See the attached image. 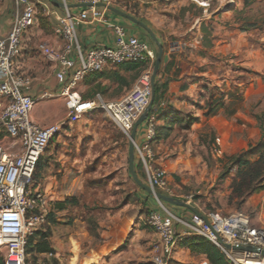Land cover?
<instances>
[{"label": "crops", "instance_id": "crops-1", "mask_svg": "<svg viewBox=\"0 0 264 264\" xmlns=\"http://www.w3.org/2000/svg\"><path fill=\"white\" fill-rule=\"evenodd\" d=\"M33 1L37 4V18L25 34L17 68L20 73L32 78L26 93L38 101L31 117L37 124L46 126L66 118L63 91L68 83L57 79V65L46 58L40 46L49 44L62 48L64 44L51 12H63L66 7L79 12L82 6L75 0ZM189 5L190 0H119L116 6L146 23L162 44L163 55L168 58L162 61L155 78V82L168 85L154 109L157 123H164L163 116L176 111L184 117L190 114L199 117L191 128L175 126L167 139L154 144L155 163L165 169L168 183L186 202L189 199L183 193H190V172L206 166L193 143L203 148V141L211 147L210 141L220 139L227 157L242 152L261 137L258 119L248 105L244 90L235 84L228 83L226 87V45L215 40L208 46L201 39L190 41ZM18 13L15 0H0V37L9 34ZM115 25H121L128 34L148 41L158 55V45L145 28L111 9L103 22L91 21L78 26V39L83 50L87 52L101 45L114 46ZM72 57L76 60L75 53ZM79 65L76 60L72 71ZM141 74V71L113 65L102 72L88 74L75 90L84 99L101 95L106 101H117L133 90ZM45 93L50 96L43 97ZM208 101L222 105L209 113ZM144 130L145 124L142 123L137 129V142L143 140ZM0 142L12 144L7 137H2ZM129 156L130 140L103 110L92 111L66 127L42 155L36 168L35 182L45 192L49 202L48 220L42 229L50 231V244L60 264H85L91 258L97 260L90 264H153L152 256L148 258L154 252L151 242L137 236L126 243L132 222L136 219L132 208L138 212L142 209L147 212L161 209L152 193L135 181ZM134 166L139 179L147 184L145 169L138 158ZM73 197L77 198L75 203L68 204L67 208L58 210L55 207L57 203ZM101 203L109 220L96 223L100 241L90 252L81 254V241L89 234L88 223L69 213ZM163 203L187 224L190 223L194 213L191 209ZM187 224H175L178 243L170 264L209 263L205 255L196 256L183 244L185 238L191 236ZM147 228L140 231L145 232ZM152 232L158 242V235L154 230ZM123 247L126 248L122 250ZM122 251L124 255H121ZM46 255L36 254L38 259ZM108 256L110 260H107Z\"/></svg>", "mask_w": 264, "mask_h": 264}, {"label": "built area", "instance_id": "built-area-1", "mask_svg": "<svg viewBox=\"0 0 264 264\" xmlns=\"http://www.w3.org/2000/svg\"><path fill=\"white\" fill-rule=\"evenodd\" d=\"M19 13L5 37H0V133L12 140L11 145L0 142V254L3 264H30L26 253L28 237L41 229L48 220L49 202L45 192L34 184L37 165L52 142L66 127L78 122L95 110L105 111L132 141L135 123L144 114L152 98V74L157 58L151 44L136 35H130L121 25L114 26V46H95L87 52L78 39L77 28L86 22H103L109 6L116 7L119 0H75L78 4H90L73 12L68 7L63 12H51L58 23L57 32L64 40L62 48L41 44L46 58L57 65L56 77L67 82L63 91L66 98V118L42 126L33 121L31 114L38 99L26 93L32 78L18 71L26 32L35 24L37 4L33 0H15ZM207 8L210 0H193ZM104 4V5H101ZM80 62L72 71L76 60ZM125 62H148L149 67L139 77L136 86L117 101H106L103 96L84 99L76 86L94 72ZM50 96L45 93L43 97ZM143 140L135 144V155L146 172L147 185L154 193L180 199L168 183L165 169L155 163L156 118L148 115ZM219 144V140H217ZM221 151H219L220 153ZM161 209L153 210L147 219L148 225L158 235L154 246L153 264H170L178 243L176 223L187 224L168 209L155 194ZM187 202H194L189 199ZM195 203V202H194ZM196 205V204H195ZM208 220L192 213L190 235L210 239L231 264H264V227L254 225L243 212L224 215L218 211L204 212ZM254 247L249 251L238 247ZM39 264H51L55 257L48 253ZM205 264H209L205 262Z\"/></svg>", "mask_w": 264, "mask_h": 264}, {"label": "rangeland", "instance_id": "rangeland-1", "mask_svg": "<svg viewBox=\"0 0 264 264\" xmlns=\"http://www.w3.org/2000/svg\"><path fill=\"white\" fill-rule=\"evenodd\" d=\"M189 7L190 41L201 39L208 46L215 40L226 45L228 51L226 87L228 83L233 86L239 85L248 97V105H251L252 113L256 118L258 114L264 116V0H254L249 5H246L245 0H210L207 8L190 0ZM217 140L219 144L217 141H210L211 147L203 141L201 142L204 144L203 148L193 143L197 155H202V163L206 166L197 169L194 173L190 172V193H183L184 197L193 200L204 212L218 211L228 215L240 211L246 214L254 225L264 227V190L254 193L241 205L237 202V198L231 197V183L235 178L236 168H232L224 179H220L226 161L221 148L222 142L220 139ZM74 211L71 210L69 214L76 215L81 220L85 219L88 223L89 234L81 241V254H87L100 241L96 223L98 221L106 223L109 220L107 210L101 203ZM132 213L136 219L132 222L126 243L140 236L143 240L151 242L153 250L157 242L153 236V229L147 223L150 213L143 209L138 212L136 208H132ZM146 227L148 228L145 232L140 231ZM125 248L123 247L122 250ZM124 254L125 252L122 251L121 255ZM67 255L70 256L69 251ZM110 256L107 260L111 259ZM151 256L153 257V252L148 258ZM28 260L33 262L31 255H28ZM85 264L90 262L86 261ZM130 264H137V262H130Z\"/></svg>", "mask_w": 264, "mask_h": 264}, {"label": "trees", "instance_id": "trees-1", "mask_svg": "<svg viewBox=\"0 0 264 264\" xmlns=\"http://www.w3.org/2000/svg\"><path fill=\"white\" fill-rule=\"evenodd\" d=\"M253 1L254 0H245V3L246 5H249ZM208 45H211V43ZM116 65L131 70H137V72L141 71V73L149 67L148 62H125ZM167 86V83L160 84L159 82H155V99L150 115H154V109L159 105L161 98L164 96L165 90H167ZM219 104L222 105V103L208 101L207 105L209 106V113L215 111V108L219 106ZM169 115L170 114L163 116L164 123L159 124L157 123L158 119L156 120L155 142L167 139L175 126L189 129L199 120V117L192 114L184 117L179 111L174 112L170 116ZM257 119L261 130L260 139L256 143L250 144L248 148L242 152L233 156L225 157L224 161L226 162L224 163V170L220 175V179H224L232 168H236V174L234 175L235 178L231 183V197L237 198L239 205L245 203L254 193L264 190V116L258 114ZM4 135V133H0V139L4 137ZM35 182L36 172L34 174V184ZM76 199L77 198L73 197L66 202H59L55 207L58 210L65 209L68 204L75 203ZM50 235L51 233L49 230H43L41 228L28 237L26 253L33 258V262L27 259L30 264H39L41 260H46L45 256L38 259L36 256L37 253L48 254L53 252L55 254L54 249L50 244ZM183 244L191 250L192 254L196 256L205 255L210 264H231L225 258L221 250L207 237L191 235L185 238ZM50 262L51 264H60L55 257H52ZM0 264H3L2 259L0 260Z\"/></svg>", "mask_w": 264, "mask_h": 264}, {"label": "water", "instance_id": "water-1", "mask_svg": "<svg viewBox=\"0 0 264 264\" xmlns=\"http://www.w3.org/2000/svg\"><path fill=\"white\" fill-rule=\"evenodd\" d=\"M79 5L82 6V7L90 6V4H79ZM101 5H104V4H101ZM109 9H111V10L117 12L118 14L128 18L133 23L145 28L150 33L152 38L155 40V42L157 43L158 48H159V52H158V55H157V58H156V61H155V64H154V69H153V74H152V98H151L150 104H149L146 112L144 114H142L141 117L135 123L134 129H133L132 134H131L132 141L130 142V156H129V160H130V170L132 172V176L134 177L135 181L140 186H142L143 188L148 190L150 193L155 194L162 201L168 202L170 204L178 205V206L187 207V208L191 209L194 213H196L199 216H201L204 219H206L205 216L198 210V208L196 207L194 202H186V201H183L181 199L165 195V194H163L161 192L154 193L152 188H150L147 184H145L144 182H142L139 179V177H138V175H137V173L135 171V166L134 165H135V157H136V155H135L134 140H135V137H136L137 129L146 120V118L148 117V115H149V113H150V111L152 109L153 102H154V99H155V78H156V76H157V74L159 72L160 65H161L162 61L163 60H167L168 58L163 55V46H162V44L159 42V40L157 39V37L154 34V32L146 25V23H144L142 20L137 19L136 17H134V16H132V15L126 13V12H123V11L117 9L116 7L109 6ZM206 221H207V224L209 225V222H208L207 219H206ZM238 248L244 249V250H249V251H257V252L259 251L257 248H254V247H242V246H240ZM262 254L264 255V251H262Z\"/></svg>", "mask_w": 264, "mask_h": 264}, {"label": "bare ground", "instance_id": "bare-ground-1", "mask_svg": "<svg viewBox=\"0 0 264 264\" xmlns=\"http://www.w3.org/2000/svg\"><path fill=\"white\" fill-rule=\"evenodd\" d=\"M93 260H97V259H96V258H91V259H90V262H92Z\"/></svg>", "mask_w": 264, "mask_h": 264}]
</instances>
